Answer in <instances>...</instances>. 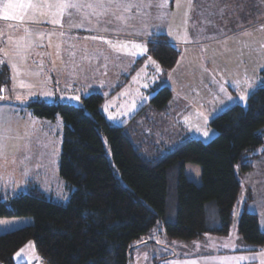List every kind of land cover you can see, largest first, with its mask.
I'll use <instances>...</instances> for the list:
<instances>
[{
  "label": "rangeland",
  "instance_id": "1",
  "mask_svg": "<svg viewBox=\"0 0 264 264\" xmlns=\"http://www.w3.org/2000/svg\"><path fill=\"white\" fill-rule=\"evenodd\" d=\"M25 1L32 7L21 12L16 9L13 12L18 11L14 15L10 12L15 18L5 19L7 23L0 20V54L6 59L11 76L10 82L3 86L6 97L0 101V114H7L0 115V121H6L4 128L7 129L0 140L3 145L0 155V191L6 196L26 192L30 185H36L48 198L57 202L66 203L70 198V191L60 176L63 120L60 116L53 120L33 116L27 107L31 101L80 105L82 103L69 97L83 92H87L86 96L93 92L107 96L115 89L116 92L107 96L102 106L106 120L113 126H127L131 131V139L142 153L150 158H159L185 138L206 144L211 142L217 136V131L210 126L211 121L233 106L247 108L249 96L258 89H249L246 102L240 101V90L232 86L233 81L227 84L225 67L216 68L221 81L215 80L211 74L203 71L198 59L192 58L198 54L194 48L189 49L190 58L185 60L186 63L180 61L182 67L178 66L166 74L152 58L140 63L135 73L131 74L137 59L147 53V45L144 41L130 37L135 38L149 29L160 31L167 22L165 17L170 0H166L167 7L164 8L159 7L164 0H71L80 7L65 9L60 16H53V9L49 5L64 0H22L23 3ZM240 1L210 0L206 11L224 18L227 7L242 6ZM7 2L5 0L2 3L4 5ZM129 3L135 6L125 10L123 5ZM118 4L121 6L118 7ZM176 5L180 8L182 4L176 2ZM258 17H254L255 22ZM158 22L162 25L160 29ZM173 23H176L175 19ZM179 28L181 25L170 29L173 31L172 37L178 35ZM259 29L255 28L246 34L254 32L258 36ZM238 43L234 42L239 46ZM133 45H141L146 51L140 55V49ZM42 53L51 56L54 70L59 74L55 78L43 72L45 61L41 59ZM233 54L236 57L239 55L237 51H233ZM107 56L108 60H105ZM226 63L228 70H232V61ZM233 63L236 65V61ZM193 66L196 71L191 74L189 70ZM115 70L128 75L116 85L110 83L116 76ZM262 70L264 68L260 72ZM62 75L65 78L61 82ZM148 77L149 81L152 80V89L160 85L168 86L173 93V100L168 115L157 116L154 123L149 125L138 122L141 125L136 129L129 121L141 110L140 104L144 100L147 104L151 100L147 101L144 96L153 97L155 94L145 93L149 88ZM125 78H128L127 81H124ZM262 79L264 77L260 75L259 81ZM121 80L122 87L117 90ZM21 84L25 86L21 87ZM221 84L227 89V94L233 97L232 101H228L225 94L219 91ZM263 86L260 84L259 88ZM45 92L51 93L52 98H44ZM17 95L23 98V102L16 99ZM109 116L115 119H109ZM205 131L208 132L207 137L203 135ZM106 148L109 151L108 145ZM248 161L252 162V170L247 174H243L239 166L236 167V172L240 173L238 178L242 190L234 210L235 224L228 236H207L202 240L183 242L168 238L159 223L149 235L135 243L130 264H235L239 257L246 258L241 264H264V248L246 243L236 227L240 215L246 210L258 216L260 230L264 233V144ZM185 174L189 180L201 185L199 165L186 164ZM27 220L33 223L32 218H4L2 222L8 223H1L0 229L15 230L26 226L23 224ZM27 245L34 253V242L30 241Z\"/></svg>",
  "mask_w": 264,
  "mask_h": 264
},
{
  "label": "trees",
  "instance_id": "2",
  "mask_svg": "<svg viewBox=\"0 0 264 264\" xmlns=\"http://www.w3.org/2000/svg\"><path fill=\"white\" fill-rule=\"evenodd\" d=\"M148 54L166 72L179 58L164 35L152 38ZM10 77L0 54L2 89ZM154 93L139 113L148 125L154 123L148 115L168 113L173 99L167 86H157ZM104 100L93 92L78 106L44 100L27 105L37 118L63 120L60 176L70 198L57 202L36 185L13 196L0 191V220L33 219L30 225L0 233V264H15L14 255L30 241L47 264H130L135 243L159 223L168 238L183 242L229 235L242 190L236 167L250 172L248 160L264 144V86L249 96L247 108L233 106L211 121L217 131L211 142L185 138L159 158L145 156L127 126L106 120ZM137 118L131 121L136 129L141 125ZM188 163L201 167V185L187 178ZM236 227L246 243L264 248L256 214L244 210Z\"/></svg>",
  "mask_w": 264,
  "mask_h": 264
},
{
  "label": "crops",
  "instance_id": "3",
  "mask_svg": "<svg viewBox=\"0 0 264 264\" xmlns=\"http://www.w3.org/2000/svg\"><path fill=\"white\" fill-rule=\"evenodd\" d=\"M0 1H1L0 13H1L3 9L2 2H5V0H0ZM170 2H169V7H167V12L165 17L167 21L166 24L164 23L162 27L161 23L158 22L159 24L158 29L162 27L160 31L153 32L150 31L149 29L143 31L142 32L143 34H139L135 38L130 37V39H137L139 41H144V43L147 45V53L137 59V62L135 63L132 69L133 72L131 74L135 73L134 71L138 69L140 63H143L148 58H152L148 54V43L152 40V38L155 36L164 35L166 36L168 42L174 47H176L179 51V58L173 69L178 68V66H181L179 64L180 61L186 63V61L189 60L190 58L189 49L194 48V50L198 52V54L193 55L192 58L198 59L200 65L203 67V71L211 74L215 80L218 81V79H220L221 81L220 76L217 75L218 70L216 68H220L224 66L225 69L227 70V74L225 77L228 85H230L229 83H231V81L245 80L248 77L253 78V74L255 80L257 79L256 81L259 82V78L261 75L260 71L261 69H263L261 65H264L263 63L264 62V44H263L264 1L263 0H241L240 4H242V6L227 7L226 12L224 13V18H218L213 12L206 11L207 9L206 6L209 5L210 0H173L172 3ZM176 2L182 4L180 8L177 7ZM256 11L258 12L257 14ZM256 15L259 17L255 22L254 17H256ZM174 19L176 23H173ZM0 20H4L7 23V21L3 18H0ZM171 25L174 26L181 25V28H179L178 35H176L175 37H172L173 31H170V29H173L174 26L172 27ZM0 27H1V23H0ZM258 27L261 28L257 32L258 36H256L254 32L246 34V32L248 31L250 32V30H254L255 28ZM193 28L195 29L194 32L192 31ZM191 32H192V36H191ZM169 33L171 34L169 35ZM234 42L237 43L239 42L238 43L239 46L234 44ZM236 46L237 48H235ZM233 51H237L239 55L236 57L233 54ZM3 56H2V63L5 66L9 67L6 63L5 57ZM42 57L43 58L41 59H44L45 61V64L43 65V72L46 73L47 76H51L52 78L58 76L59 74L54 70L55 65L51 60V56L48 53H42ZM35 59L38 60L37 57ZM105 60H108V56L105 58ZM226 61H232L230 65L232 70H228L229 66L227 65ZM233 61H236V65L233 63ZM103 65H107V63H104ZM190 70L189 72L192 74L196 71V68H194L193 66ZM164 72L166 74L169 71L167 72L164 71ZM115 73L116 76L110 80V83L114 85H116L121 78L123 79V77L128 76L127 73L122 75V72H119L118 70H115ZM185 74L187 75V72ZM64 78L65 76L62 75L60 78L61 82ZM115 78H117L116 82L114 81ZM127 79L128 78H125L124 81H127ZM105 80L108 79L105 78ZM151 83L152 80L149 81V77H148L147 85L149 86V88L145 90V93L153 95L154 94L153 92L157 86L154 89H152L150 86ZM118 85H122V80ZM160 86H166V85H160ZM118 89L120 88H117V90ZM115 92L116 90L113 89L107 94V96H110V94H114ZM86 93L87 92H83L77 95L80 97L79 103L82 102L83 98L87 97ZM107 96L104 95L105 100L107 99ZM144 98H146L148 101L152 98V96L150 97L144 96ZM148 104L146 103V100H144L140 104L141 110L144 107L148 106ZM169 109H170V105H169ZM141 110H139L137 114H135V116L133 117L130 116L132 118L129 121V124L134 119V117L137 116H138L137 122H144L143 124H147L150 122L145 116H143V113L139 115ZM168 113H162V114L152 113L151 115H148V118L150 117L149 119L152 122H154L157 116L160 115L165 116L168 115ZM2 220H0V222H2ZM30 223L31 220H27L24 222L23 225H30ZM8 231L10 230H6L5 228L0 229V233H5ZM34 250L35 251L33 253L30 245L26 244L22 249L18 251L21 253L20 256L16 255L18 252L14 255V263L40 264L39 262L40 256L37 254L35 248Z\"/></svg>",
  "mask_w": 264,
  "mask_h": 264
},
{
  "label": "snow or ice",
  "instance_id": "4",
  "mask_svg": "<svg viewBox=\"0 0 264 264\" xmlns=\"http://www.w3.org/2000/svg\"><path fill=\"white\" fill-rule=\"evenodd\" d=\"M117 6L120 7L121 5L118 4ZM134 6L135 5H133L131 3L123 5L125 10H128V9L134 7ZM30 7H32V5L30 3L29 4H25V3L22 2V0H20V2H14V0H8V2L3 5V9L4 10H3L2 17H0V18L13 19L15 17L10 15V12H13L16 9H25V8H30ZM49 7L51 9H53V12H52L53 16H60V15L63 14V11L65 9L79 8L80 5L78 3L71 2V0H64V2L52 3V4L49 5ZM89 7H91V5H89ZM159 7H161V8L167 7L166 0H164V2H161L159 4ZM162 18L163 17H161V19ZM170 34L171 33H169V35ZM96 38L97 37H93V39H96ZM122 47H126V45H122ZM133 47L140 49V52H139L140 55H143L144 52L146 51V48H143L141 45H133ZM153 63H155V62H153ZM261 67L264 68V65H261ZM12 68H13V70H15V64L12 65ZM260 84H264V79L260 80L259 83L256 80H254L253 78H251V77L246 78L242 82L241 81H233L232 82V86L240 90L239 100L240 101H245V102L247 100L248 90L249 89H253V88H259ZM20 86L24 87L25 85L21 84ZM146 86L147 85H145V87ZM3 91H4V89H0V93H2ZM219 91L221 93L225 94V96L227 97L228 101H232L233 97L231 95L227 94V89L224 87L223 84L220 85ZM43 95H44V98H46V99L47 98H52V94L51 93L45 92ZM2 99H3V95L0 94V100H2ZM16 99L20 100L21 102H23V98L20 95H17ZM61 99H63V97H61ZM69 99L79 101L80 97L79 96H72V97H69ZM132 107L135 108L136 105L133 104ZM0 115H7V114H0ZM109 119H115V117L109 116ZM206 119H207V117H205V120ZM4 123H6V121H0V140H2L4 138V134L7 131V129L4 128ZM203 135L205 137H207L208 136V132L205 131L203 133ZM2 149H3V145L0 144V155H2ZM25 175H27V172H25ZM64 198L67 199V197H64ZM0 223L7 224L8 222H0ZM16 255L20 256L21 253L18 252ZM244 259H246V258L245 257L237 258L235 264H241V262ZM221 264H225V262H221Z\"/></svg>",
  "mask_w": 264,
  "mask_h": 264
},
{
  "label": "built area",
  "instance_id": "5",
  "mask_svg": "<svg viewBox=\"0 0 264 264\" xmlns=\"http://www.w3.org/2000/svg\"><path fill=\"white\" fill-rule=\"evenodd\" d=\"M0 89H2V88L0 87ZM0 94H2L4 96L3 92L0 93ZM39 262H40V264H47V260L45 258H43V257L40 258Z\"/></svg>",
  "mask_w": 264,
  "mask_h": 264
}]
</instances>
